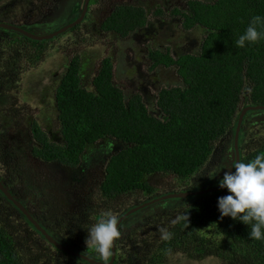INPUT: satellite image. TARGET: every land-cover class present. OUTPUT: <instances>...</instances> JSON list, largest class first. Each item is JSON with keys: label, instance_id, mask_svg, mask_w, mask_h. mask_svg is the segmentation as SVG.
Returning <instances> with one entry per match:
<instances>
[{"label": "trees", "instance_id": "16d2710c", "mask_svg": "<svg viewBox=\"0 0 264 264\" xmlns=\"http://www.w3.org/2000/svg\"><path fill=\"white\" fill-rule=\"evenodd\" d=\"M179 1L168 0L150 11L141 5H121L102 26L125 37L139 30L147 33L153 24L160 28L170 21L184 32L202 31L199 45L185 47L181 54H174L169 47L149 46V69L155 73L160 68L173 69L179 79L174 85L160 83L154 88L153 108L142 93H129L118 85L109 57L101 62L92 89L82 85L79 55L57 87L65 143L54 147L46 142L45 151L36 148L37 155L76 166L86 147L99 140H111L117 146L106 161L97 190L85 197L80 221L72 222L77 231L79 225L91 227L106 212L115 215L114 208L124 197L139 193L144 197L142 203L188 184L207 164L218 142L236 128L244 98L264 104V39L245 48L235 46L251 16H264V0ZM49 42L51 45V41L32 40L22 34L9 40L0 38V45L6 48L0 47V61L9 52L14 59L20 53L18 60L28 66L29 61L39 63ZM21 43L25 49H19ZM33 132L36 137L45 135L38 123H34ZM261 152L262 135L242 144L240 161L247 162ZM168 176L176 179V185L159 191ZM227 194L226 189L200 194L172 213L121 226L114 264H167L175 254L196 261L212 256L223 264H264V240L249 239L247 225L221 216L218 198ZM161 229L171 233V238L162 239ZM67 230L75 233L74 228ZM38 232L24 219L0 213V264H75L68 260L71 255ZM75 237L84 239L77 232ZM85 249L96 254L92 246L86 244Z\"/></svg>", "mask_w": 264, "mask_h": 264}, {"label": "rangeland", "instance_id": "374dc122", "mask_svg": "<svg viewBox=\"0 0 264 264\" xmlns=\"http://www.w3.org/2000/svg\"><path fill=\"white\" fill-rule=\"evenodd\" d=\"M77 1L78 0H10L9 2L4 4L0 2V21L5 22L3 20H7L20 24L25 23V20L27 19L26 25H32V23H42L55 29L56 26L65 24V22L67 23L69 21H67L68 17H75L70 16L68 12L65 11L64 7L68 3ZM102 1L105 3L104 6H107V4L109 3L107 0ZM174 1L178 3L179 0ZM167 2L168 0H135L136 4H140L149 11L154 8L155 5H162L166 4ZM54 4L60 5V9L54 7ZM105 13L100 10H95L93 15L99 21H101ZM13 22L8 23L14 24ZM23 27L36 33H44V31H36L25 26ZM87 30H89V26L85 24L84 28H82V30L77 34L78 40H82L77 51H75V49L71 47L72 42L67 43L66 40H61L56 43L55 48H52L49 42L47 44L49 49L46 52V57L48 56L45 60L46 62L37 66L38 63L34 60L29 61V67L33 63H36V69L31 70L25 78L19 81V83L17 84L19 89L16 90V92L9 90V96H17V101L19 103H22L23 101L29 106L30 109L36 111V108L40 105L37 96H40L43 93L45 94L51 88L53 82H55L57 78V76L55 75H60L61 73H63V69L68 63L67 58L64 54L69 57V55H71L73 51V53L76 52L75 55H77V52H79L78 55H80L82 59L84 68L83 80L87 85L90 84L92 76H94V74L101 67L102 60L106 56H113L116 61L114 63V78L118 85L129 93H142L150 108H153L156 94L154 85L156 86L159 83L174 85L179 82V79L175 70L160 68L158 69L159 73L157 78H150L148 82L142 81L140 77L145 79L148 73H155V71H151L149 69L150 63L147 58L149 46L153 44L154 48L169 47L174 54H181L185 50H187L185 49V47H197L203 37V33L200 29L192 32H184L180 28L179 24H174L173 21L166 22V24H164V26L160 28L156 26V24H153L147 32L148 36L151 38L149 43H146L145 39H128L119 41L117 43L114 38H108V36L99 37L98 35H93L91 39L85 41L84 39L86 35L88 38L91 37L90 33L87 34ZM153 30L155 34H153ZM9 32L12 31L5 28H0V38L14 36V34H10ZM0 47L5 48L3 45H0ZM144 53L146 55L145 63L141 66L140 70L137 71L134 65L142 62ZM1 67H3V64H1L0 68ZM140 74H142V76H140ZM5 91H7L6 88L4 92ZM18 91L21 93V95L18 93ZM35 111L33 113H35ZM28 118L29 116L25 118H18L16 121H14V123H11L9 119L5 120V118H2L0 122V129L6 130L5 128H3V122L6 121L8 125L7 127L9 128L6 130V133H14L18 134V136L20 137H24L25 135H27L28 131H30V125L27 122ZM261 119H264V113L260 111L250 112L248 114V118H246L247 129H245V132H243L241 140H247L248 136H250L251 134L254 137L261 135L264 136V120L262 121ZM256 120H258L259 122H255ZM232 139L233 133L230 132V134H228L226 138L220 141L217 149L214 150V154L211 156L203 169L194 178H192V180L189 181L188 184L177 186L174 190H180L182 188L184 190L197 191L219 185V181L223 178L224 173L233 170L232 168L234 163L226 164L227 153L231 148ZM112 142L113 141L111 140L105 139L96 147L90 146V154H94H91L93 166H91L86 171L88 175L87 182H84L77 189L73 190L70 196L66 198L60 197L56 194L61 192L62 190H69L70 192V189L66 186H58L57 181L54 182L53 186H50L49 188L46 187V180H53L55 178L57 167L54 164L27 163V165L32 168V173L35 181L42 182L46 187L43 190L42 199L47 200L50 196L54 197L52 198L54 203L49 204L48 207L44 208L41 211L46 215L53 216V218L45 219L46 223L49 224L53 229H55L56 219L61 215H66V220H68V227L74 228V232H77L80 237H84L85 239L84 244H78L80 241L75 237L74 233L75 241H68V243L72 246H76L77 244L79 246L78 248H80V250L82 251H85L84 246L86 245L87 229L90 226L87 227L85 225H79L78 227H80L81 229L80 231H77L78 228L74 227L72 225V222L80 221L81 211L85 205V197H87L92 190H97L100 181L103 179L107 156L109 157L110 155H112L111 151L115 150L116 148V145L112 144ZM5 147L6 145L4 144L0 146V148ZM16 153L20 155V153ZM215 173L216 175L214 178H209V175ZM68 180L66 181V183L68 182ZM175 181L176 179L172 178L171 176L164 178L159 191L170 190L168 188V185L175 186ZM19 184L20 181H16V186ZM140 197H142L141 194L136 193L135 195L129 196L127 198L124 197L119 202V204L116 203L115 205H120L117 209H115L116 206L114 208V210H116L115 216L117 217V219L122 213L130 208L135 207L136 205H138L137 203L144 200V197ZM193 198L195 199V197L190 196L186 198H169L162 204L157 205L156 208L137 211L136 213L132 214L128 218V220L123 223L122 226L127 228L129 225L147 218L148 215H154L155 212H157L158 215L172 213L177 206L191 203L194 200ZM3 202V204L1 203L0 213H2L1 211H3V209L7 206L5 204V201ZM163 207L167 208L159 209ZM35 211H38L36 206ZM161 211L164 212L162 213ZM59 219L62 220V218ZM27 243H29V240L26 241V244ZM94 256L97 257V255ZM69 261L73 262V258H69ZM167 264H223V262L217 257L212 256L206 258L203 261H196L187 258L184 254H175L170 258Z\"/></svg>", "mask_w": 264, "mask_h": 264}, {"label": "flooded vegetation", "instance_id": "af4514ba", "mask_svg": "<svg viewBox=\"0 0 264 264\" xmlns=\"http://www.w3.org/2000/svg\"><path fill=\"white\" fill-rule=\"evenodd\" d=\"M9 1L10 0H5L4 3H7ZM101 1L102 0H88L87 5H86V0H78L77 2L68 3L67 5H65L64 9H65V11L68 12V14L70 16H72V17L75 16V17H73V18L68 17L67 21L68 20L69 21L67 23L65 22V24H62L60 26H56L55 29L52 28L51 26H47V25H44L42 23H38V24L32 23V25L31 24L26 25L27 19L25 20V23H20V24L17 22H13V21H7V20H3V21H5V23L13 22L15 25L22 26V27L25 26V27H28V28L36 30V31H44V33H38V34H48L50 32H54L56 30L62 29L64 26L75 22L85 12L84 18L79 23H77L73 27L69 28L65 32H61L60 34H58L52 38L37 40V41H41V42L51 41V47L55 48L56 43H58L61 40H66L67 43L72 42L71 47H73V48L78 47L79 48L80 42L82 40L81 41L78 40L77 34L82 30V28H84V25L86 24L89 26V30H87V34L90 33L91 37L88 38L86 35V37L84 39L85 41H88L89 39H91L93 35H98L99 37H107L108 36V38H114V40H116L117 43L119 41L128 40V39H145L146 43L150 42L151 38L148 36L147 33H142L143 31H141V30L136 31V32L134 31V33L125 37V36H119L114 31H106L102 27L105 20L112 14V12L118 6L127 5V4L134 5V6L135 5L140 6V4H136L135 0H107L109 3L107 4V6H104L105 3L103 1L101 3ZM4 3H2V4H4ZM85 6H86V8H85ZM54 7H57L60 9V5H58V4L57 5L54 4ZM95 10H100L104 13L107 11L108 12L105 13L103 15L101 21H99L93 15ZM91 25H92V29H91ZM10 31H12V32H9V33L14 34V36L4 37V39L9 40V37L18 38V36L20 35V33L16 32V31H13V30H10ZM31 32H33V31H31ZM34 33H36V32H34ZM30 39H32V38H30ZM32 40H35V39H32ZM23 45H25V43H21L19 49H25V46H23ZM150 47L154 48V45L152 44ZM57 51H59V50H57ZM75 51H77V50L75 49ZM75 53L76 52L73 53V51H72V54L69 55V57L66 56V54H64L65 57L67 58L68 63L66 65V67L63 69V73H61L60 75H55V76H57V78H56L55 82H53V85L51 86V88L45 94L43 93L42 95L37 96V98L40 102V105L36 108V111L30 109L29 106L26 103H24L23 101H22V103H19L17 101V99H18L17 96H15V95L9 96L10 91L16 92V90L19 89V87L17 85L19 83V81L22 80L23 78H25L31 70L36 69V67H35L36 64L34 66L29 67L28 63H25L24 61L18 60L19 57L17 55L20 53L15 54V59H14L12 57V53H9V52L7 53L8 55H5V60L0 61V66H1V64H3V67L0 68V122H1L2 118H5V120L9 119L11 123H14V121H16L18 118H25V117L29 116L27 122L30 125V129H29L30 131H28L27 135H25L24 137H20V136H18V134L6 133V130L9 128L7 127L8 125H7L6 121L5 122L2 121L3 122V128H5L6 130L0 129V136H1L0 146H2V144H4V145H6V147L0 148V181L11 192V194L16 198V200L19 201L27 210H29L31 212L32 216L35 217L37 222L44 229H46L47 232L49 234H51L56 240H58L60 243L70 247L71 249H73L79 253H82V254L87 255L89 257L98 259V257L94 256V255H97V253L96 254H90V252H88L85 249L86 245L84 246L85 251H82V250H80V248H78L79 246L77 244H76V246H72L71 244L68 243V241L74 240V233L70 232V230H67L68 229V225H67L68 220H66L67 219L66 215H61L59 217V218H62V220H60L59 218L56 219V228L53 229L45 221V219L53 218V216H49V215H46V214L41 212L44 208L48 207L49 204L54 203V201L52 199V198H54L53 196H50L49 199H47V200L42 199V196H43L42 193H43L44 188H46V187L49 188L50 186H53L54 182L57 181L58 186L62 185V186H66L67 188L70 189V192H69V190L68 191L62 190L61 191L62 193L59 192L56 194L60 197L66 198V197L70 196V194L73 190L77 189L84 182L85 183L87 182L88 175H87L86 171L91 166H93L91 154H94V153L90 154L89 148H90V146L96 147L102 141H104V139H102V140H99V141L93 143L92 145L87 146L86 149L82 152L80 162L76 166H72L71 164L67 165L65 163H60L59 161H57L55 159L48 160V159L43 158L41 155L36 154V148H39L42 151H45L44 149H45V143L46 142L47 143H53L54 147L62 146L65 143V139L63 137L62 127H61V123H60L61 122L60 121V110L58 109V105L56 102V90H57V87H58L63 75H65L67 68L69 67L73 58L76 56ZM78 54H79V52H77V55ZM47 57L45 54L43 59L40 60L39 63L37 62L38 63L37 66H39L42 63H45L46 62L45 60L47 59ZM79 57H80V55H79ZM108 57L111 58V61L114 65V63L116 62L115 58L113 56H106L105 58H108ZM80 59H81V57H80ZM144 63H145V53H144V57H143L142 62L136 64V66L139 67V68H136V70L139 71L141 66ZM14 64H15V67H13ZM63 67H64V65H63ZM100 68H99V70H100ZM99 70L94 74V76H92L90 84L87 85L83 80L84 68H83V63H82V59H81L80 65H79V73H80L82 85L86 88L92 89L94 79H95L96 75L99 73ZM140 76H142V74H140ZM146 77L148 79H150V78L155 79L158 77V73L157 72L156 73H148L146 75ZM140 78L142 79V77H140ZM158 85H156V86L154 85V88H157ZM5 88L7 91L4 92ZM18 93L21 95V93L19 91H18ZM244 97H246V96H244ZM244 103H245V106H243L242 110L244 108H247L250 106L262 105V104H252L251 101L246 99V98H244ZM242 110L239 114V117L242 113ZM34 111H35V113H33ZM259 111L264 113L263 108H259V109L251 108V109L247 110V112L245 113L243 123H242V126L240 128V132H239L238 136H237V127H238L239 117H238L236 128L231 129L229 131L228 134H230V132L233 133V139H232V143H231V148L227 153L226 164L227 163L230 164V163L235 162V159L237 156V148H239V152H240L241 148H242V144L245 143V141H246V140L245 141L241 140V138L243 136V132H245V129H247L246 118H248V114L250 112H259ZM261 120L263 121L264 119H261ZM255 122H259V121L256 120ZM34 123H38L40 125V128L42 129V131L45 132V135H40L39 137H36L34 135V132H33ZM227 135L224 138H226ZM253 137L254 136H252V134H251L250 136H248L247 140H251V138H253ZM224 138H222L221 140H223ZM220 141L218 142L217 147H218ZM236 144H237V147H236ZM217 147H216V149H217ZM116 149H117V146H116L115 150ZM115 150H113V151H115ZM113 151H111V153ZM16 152L20 153V155H18ZM107 159H108V156H107ZM27 163H30V164L31 163H33V164H36V163L37 164H40V163L54 164L57 167V171L55 173V178L53 180H46V187H45L42 182L35 181L33 173H32V168L29 167L27 165ZM198 173H196L194 175V177ZM67 180H68V182L66 183ZM16 181H20V184L17 186H16ZM64 183H66V184H64ZM183 191H192V190H184L181 188L180 190H175L174 192H183ZM164 195L165 194H160V195L157 194L154 198L148 199L147 201H144L138 205H142L148 201H152V200H154L158 197L164 196ZM197 196L198 195L190 196V197H197ZM184 198H186V197H184ZM166 200H168V199L160 200V201L155 202L149 206H145L140 210H146L149 208H156L157 205L162 204ZM3 201H5V204L7 205L3 209V211H1L2 212L1 214L2 215L4 214L3 216H5V217H19L18 219L20 221L24 218V221L27 222V224L29 226H30V224L33 225L28 220V218L24 215V213L21 211V209L10 200L8 195L0 187V207H1V203L2 204L4 203ZM35 206L38 209V211H35ZM166 208L167 207H163V208H159V209H166ZM13 211H15V212H13ZM164 211H161V212L163 213ZM157 215H158L157 212H155L154 215H148L147 218L148 217H156ZM128 218L122 222L121 226L123 225V223L125 221L128 220ZM147 218L140 220V221H144ZM36 230L38 231V229H36ZM39 235L42 236L44 239H46L41 233ZM84 240L85 239H82V241L80 240V242L78 244H84L85 243ZM49 243H50V241H49ZM50 244L53 245L52 243H50ZM53 246L56 247L55 245H53ZM88 246H91V244H89ZM116 250H117V238H116ZM111 251H112V248H111ZM64 253H66V252H64ZM69 255H71L70 258H73V262L70 261L71 263L92 264L84 258H80V257L72 255V254H69ZM76 257H78L79 259H82L84 261H80V260L76 259ZM109 260H110V258L108 257V261Z\"/></svg>", "mask_w": 264, "mask_h": 264}, {"label": "clouds", "instance_id": "9594fccd", "mask_svg": "<svg viewBox=\"0 0 264 264\" xmlns=\"http://www.w3.org/2000/svg\"><path fill=\"white\" fill-rule=\"evenodd\" d=\"M262 39L264 16L256 14L251 16L235 46L245 48ZM232 169L234 171L225 172L219 181V187L226 189L228 194L218 198V210L222 217L230 216L247 225L249 239L264 240V152L247 162H235ZM216 173L209 178H214ZM161 232L162 239L171 238L166 229H161ZM120 235L118 219L110 211L87 229L86 244L94 248L100 264H108L113 242Z\"/></svg>", "mask_w": 264, "mask_h": 264}, {"label": "water", "instance_id": "95a60500", "mask_svg": "<svg viewBox=\"0 0 264 264\" xmlns=\"http://www.w3.org/2000/svg\"><path fill=\"white\" fill-rule=\"evenodd\" d=\"M88 3V0H86V5ZM86 8V6H85ZM85 12L82 14V16L76 20L75 22L64 26L62 29L56 30L54 32H50L48 34H38V33H34L31 32L30 30L22 27V26H18L12 23H5V22H1L0 21V28H5L8 30H13L16 31L20 34H23L29 38L35 39V40H43V39H48V38H52L58 34H60L61 32H65L66 30H68L69 28L73 27L74 25H76L77 23H79L83 18H84ZM259 109V108H263L264 109V105H258V106H250L247 108H244L242 110V113L239 117V121H238V127H237V136L240 132V128L242 126L243 123V119L245 116V113L247 112L248 109ZM237 147V144H236ZM240 161V152H239V148H237V156L235 159V162ZM234 171V169H233ZM0 187L1 189L8 195V197L10 198V200L16 204L21 211L24 213V215L28 218V220L36 227V229H38V231L48 240L50 241V243H52L53 245H55L58 249L68 253V254H72L75 256H78L80 258H84L86 260H88L90 263L92 264H100L99 260L96 258H92L89 257L87 255H84L82 253H79L73 249H71L70 247L60 243L58 240H56L51 234H49L47 232L46 229H44L35 219V217L32 216L31 212L29 210H27L19 201L16 200V198L11 194V192L3 185V183L0 181ZM221 190V188L219 187V185L215 186V187H211V188H206V189H201V190H197V191H183V192H172V193H168L165 194L164 196L158 197L152 201H148L142 205H137L129 210H127L126 212H124L119 218H118V227L120 229V226L122 224V222L127 219L128 217H130L133 213L139 211L140 209H142L145 206H149L155 202H158L160 200H165V199H169V198H176V197H187V196H196V195H200V194H205L208 192H213V191H218ZM117 256V250H116V239L113 242L112 245V251H111V257L110 260L108 261V264H114L115 259Z\"/></svg>", "mask_w": 264, "mask_h": 264}]
</instances>
